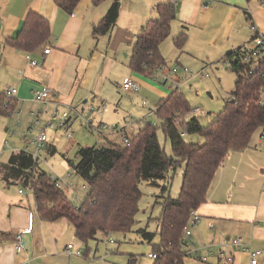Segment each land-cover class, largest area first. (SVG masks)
<instances>
[{
    "label": "crops",
    "instance_id": "obj_1",
    "mask_svg": "<svg viewBox=\"0 0 264 264\" xmlns=\"http://www.w3.org/2000/svg\"><path fill=\"white\" fill-rule=\"evenodd\" d=\"M166 1L178 6L173 23L176 29V23L179 24V34L186 30L187 24L202 29L201 26L210 24L216 13L227 15L229 26L213 44L223 61L228 52L251 42V24H256L264 32V0H210L208 4V0H120L116 24L111 31L97 37L94 26L105 16L114 0H102L98 4L93 0H80L72 13L61 8L56 0H0V92L4 93V107L7 109V113H0V165L8 163L11 155L21 152L26 145V134L14 131L15 117L18 123H21L20 117L27 124L35 118L48 120L54 109L73 108L93 120L92 127L101 123L108 128L104 121L115 124L116 117L111 115L120 114V109L114 105L113 110L109 108L99 114L96 106L107 100L113 104V83L120 89L122 82L123 91L127 93L131 90L124 88V80L137 81L140 90L134 92V96L156 111L161 100L173 89H178L175 86L181 83L177 74L179 70L194 76L193 70L188 66L185 70L186 66L177 61L179 69L171 77L175 82L168 86L169 81L160 84L154 75L148 77L129 67L138 33L151 17L156 16V5ZM30 11L49 20L51 36L37 49L26 52L7 41L18 34ZM47 45L51 46V51L45 54ZM27 55L38 64L32 65ZM164 71L168 76L171 73L170 69ZM161 74L165 76L164 72ZM44 87L51 88V98L36 101L34 90ZM13 88L17 92L10 94L8 91ZM132 126L131 129H135ZM119 127L122 128L120 132L129 136L127 125ZM260 131V140L256 139L254 144L251 140L247 148L227 155L207 200L195 210L200 220L187 239V242L191 240V245L186 242L183 250L187 253L188 249L199 248L203 254L210 249L213 253L206 264H226L217 254L220 248L234 255L233 264H251L246 250L242 247L235 249L227 243L236 235L262 251L257 264H264V126ZM49 147L54 148L53 145ZM20 183L16 178L5 179L4 172H0V264H128L129 257L122 258V262L106 261V256L101 259L98 248L101 239L95 242L96 249L88 247L89 243L83 247L85 242L75 235L74 226L66 218L46 221L39 214L37 218L34 215L33 228L28 230L29 214H34L33 208L37 211L36 202L34 194L28 195L17 187ZM167 188L168 183L166 191ZM170 196L164 197V204ZM160 227L161 217L156 232H160ZM22 230H26V245L22 252H17L16 236ZM141 232L150 233L144 228ZM110 242L115 240L112 238ZM70 243L73 244L71 252L68 249ZM76 249H82L89 256L77 255L74 253Z\"/></svg>",
    "mask_w": 264,
    "mask_h": 264
},
{
    "label": "trees",
    "instance_id": "obj_2",
    "mask_svg": "<svg viewBox=\"0 0 264 264\" xmlns=\"http://www.w3.org/2000/svg\"><path fill=\"white\" fill-rule=\"evenodd\" d=\"M80 0H56L68 13H72ZM98 4L102 0H93ZM178 6L166 1L156 5V16L151 17L138 33L133 46L129 67L133 72L152 77L166 65L161 44L169 35ZM120 12V0L113 4L94 26V35L111 31ZM51 36L49 20L36 11H30L18 34L9 39L17 49L29 52L37 49ZM186 31L175 37V44L183 48ZM238 74L232 97L222 110L207 124L202 125L197 116L185 123V131L201 140H187L181 134L175 120L191 110L185 95L179 89L158 104L156 114L161 119L166 138L171 142L172 154L162 145L158 129L150 121L143 122L131 134L128 146L110 141L103 146H81L76 162L70 161L75 172L86 182L88 193L80 205H75L67 191L57 186L56 179L40 168L31 153L21 150L11 155L8 163L0 165L4 178L19 179L33 190L37 212L42 220L55 221L66 218L75 228V235L85 244L98 234L130 232L142 195L141 182L157 184L169 181V173L180 161H185L183 181L178 197H169L161 213L159 240L153 244L157 254L153 264H185L186 251L182 238L191 213L208 197L216 174L227 155L250 145L255 130L264 126V59L255 65L242 59V47L228 52L224 58ZM4 93L0 92V113L4 107ZM185 122V121H184ZM183 122V123H184ZM49 151H55L53 147ZM167 184L162 189L166 191ZM152 243L155 235L142 233ZM89 252V249L87 253ZM84 253V257H88ZM128 264H137L131 257Z\"/></svg>",
    "mask_w": 264,
    "mask_h": 264
},
{
    "label": "rangeland",
    "instance_id": "obj_3",
    "mask_svg": "<svg viewBox=\"0 0 264 264\" xmlns=\"http://www.w3.org/2000/svg\"><path fill=\"white\" fill-rule=\"evenodd\" d=\"M228 20L225 13H216L211 18L210 24L202 25V29L194 28L187 24V28L184 30L187 32L188 38L183 48H179L175 44V37L179 35L181 28L179 24L176 23V26H178V29H176L174 26L175 23L172 21L170 33L160 46L161 52L166 59L164 69L174 68L175 65L179 64L177 63V61H179L182 65L188 66V68L196 73L194 76L188 75L187 73L185 74L184 70H179L177 73L181 79V83L175 86V88H178L185 95L191 107L189 112L179 116L180 119L185 121L178 125L180 131L185 129L184 125L186 121L192 116H197L202 125H207L215 115L224 108L227 100L232 97L231 92L235 87L238 74L230 68L227 61L221 60L222 55L220 56L217 53V49L213 45L214 42L219 39L220 35L226 32L229 26ZM207 73L210 76H206L205 74ZM175 74L176 73L169 74V82L167 81L168 86H171L170 82L173 83L174 80L171 77H174ZM154 76L158 83L160 82L161 84L163 82L164 78L160 70L156 71ZM120 83V89L118 88L119 85L113 83V87L115 88V90H112L114 99H112L111 102H113V104L110 105V101L107 100L105 101L106 103L99 104V107L103 108L104 106L103 112L109 110V108L113 110L112 108H114V105L115 108L120 109V114L117 113L111 116L116 117L113 121L115 124L117 123L119 126H128L129 136H131L133 130L143 125L145 121H150L156 126H159L158 134L160 141L166 153L171 155V142L165 136L161 119L156 114V111L152 110L153 107L150 104L144 103L143 100H138L137 97L134 96V91H127V93H125L122 88V82ZM162 86L165 85L162 84ZM99 107L96 106L97 109ZM196 109H198L199 112H195ZM60 110H68L74 116L72 138H69L64 132V129L60 127V121H55L54 127L47 128V135L49 136L48 144L40 151L41 157L38 164L40 168L48 172L49 175H53L56 178L59 177L61 186L68 192L70 199L75 205H80L88 193V188L84 187V185H87V182L75 172L74 167L70 166L71 164L69 162H76L78 160L77 151L81 146H103L109 144L110 141L123 146L125 134L119 131L122 130V128L115 124L112 125V123L107 120L104 122L108 124V128L103 127L98 129L97 126L92 127L91 124L87 123L86 119L89 120V118L82 114V111L81 114L86 119L76 118L75 115L77 111L73 108H62ZM18 118L21 123H18L17 117H15L16 122L13 125L14 131L20 132L21 134L24 133V135L26 134V136L30 138L37 136L44 128L47 121L42 118L39 123L37 122V118H35L31 122L28 123L27 121V124H24L26 121L23 120V118ZM94 120L97 121L95 116ZM32 125L33 128L30 130ZM132 125L135 126L133 130L131 129L133 127ZM262 127L263 126L255 130L252 136L253 144L256 139L260 140V138H262V136H260L262 131H260V128ZM183 136H185L187 140H201L195 135H189L188 133ZM49 144L54 146V152L49 151ZM30 149L34 151L36 148L34 145H30ZM184 168L185 161L178 162L175 168L171 169L169 173V181L161 180L157 184H151L143 180L141 182L142 195L138 202L135 222L130 232L126 234L115 233V235L111 234L108 237L99 233L96 239L89 241L88 247L96 249L97 243L95 242L101 239L98 248L101 255L106 256V261L113 262L115 260L122 262L121 259L124 257H134L137 259V264H153L154 259L149 258L148 253L153 252V244L159 240V233L156 232V229L158 228V221L163 211V199L169 194L171 197L176 195V197H178L182 186ZM167 183L168 188L164 193L161 187ZM17 187H20L28 195L33 194L32 188L23 183L17 184ZM33 212L37 218L38 213L36 209L33 208ZM193 227L194 225L191 224V231ZM142 228L149 230L150 233L155 235L152 243H149L143 238L141 232ZM110 238H113L115 242H110ZM187 243L191 245V240ZM83 247L86 248L87 244ZM184 262L185 264L207 263L206 261L197 259L195 255L191 256L189 254L184 257Z\"/></svg>",
    "mask_w": 264,
    "mask_h": 264
},
{
    "label": "built area",
    "instance_id": "obj_4",
    "mask_svg": "<svg viewBox=\"0 0 264 264\" xmlns=\"http://www.w3.org/2000/svg\"><path fill=\"white\" fill-rule=\"evenodd\" d=\"M210 2V0L207 1L206 4H208ZM250 29L252 32V38H251V43L246 44L244 46H242V59L245 62H250L252 63V68L250 69L249 73H252V71L254 70L255 65L254 64H258L259 61L261 59H264V32L262 30L259 29V27L256 24H251L250 25ZM51 51V46L47 45L44 48V53L48 54ZM27 58L30 60V63L32 65H37L38 62L37 60H32L30 55H27ZM179 69V65H175L174 68L170 69L171 73L177 72ZM159 70L161 71V73H165V76H163V82H167L169 80V76L166 74V72L164 71V67L159 68ZM185 70H188L187 67H185ZM192 72V71H191ZM206 76H209V74H205ZM180 85V83L177 84V86ZM123 86L125 89L127 90H131L134 92H137L140 90V84L131 79V78H126L124 80ZM10 94L16 93L17 89L13 88L10 91H8ZM52 96V90L50 87H44V88H40V89H35L34 90V98L36 101H46L49 98H51ZM104 106L103 108H98L97 111L99 112V114H101L103 112ZM95 108H92V111H94ZM195 112H199L198 109L195 110ZM76 118H84L86 119L84 116H82L80 113H77V115H75ZM60 121V127H62L64 129V132L66 133V135L69 138H72V125H73V120H74V116L68 111V110H60L59 108L54 109L51 114L49 119L46 121L44 128L39 132V134L35 137H27L25 136V147H24V151L31 153L32 156L34 157V159L39 160L41 157L40 151L42 150L43 147L46 146L47 142H48V135H47V128H51L55 126V121ZM87 123L91 124L93 122V120L89 119L87 120ZM37 122L40 123V120L37 119ZM184 122L183 119H177L175 120V123L177 125H180ZM106 125L104 124V126H101V123H99L97 125L98 129H101V127H105ZM33 128V125L30 127V130ZM182 135L187 134L185 129L181 131ZM264 140V139H263ZM131 142V137L125 135L124 139H123V146H128ZM30 145H34L35 146V150L31 151L30 149ZM54 179H56V184L59 187L61 186V182H60V178H56L53 177ZM85 188H87V185H84ZM200 220V216L197 214V212L194 210L191 213V218L190 221L188 223V225L186 226L185 229V235L182 238V248L183 245L186 244L187 239L191 236V224L195 225L199 222ZM34 225V214L32 212H30L29 214V224L27 229L31 230L33 228ZM26 230H22L20 231L17 236H16V251L17 252H22L25 249V245H26V241L24 238V233ZM112 239L110 238V241ZM228 244H231L235 247V249H240L241 247L246 250L249 253V257H250V263L251 264H257L258 260H259V256L262 253V251L260 249H255L251 246V243L246 240L244 237L240 236V235H236L233 237H230L228 239ZM68 249L71 252L73 249V244L70 243L68 245ZM77 255L80 256H84V251H82V249H76L75 252ZM213 252L208 249L207 252L201 254L199 252V248H192V249H188L186 254L189 255H195V257L199 260H203V261H208L209 256L212 254ZM217 254L219 256L220 259L224 260L226 264H233L234 261V255L225 250V249H218L217 250ZM150 258H156L157 254L154 252L149 253L148 255ZM105 255H101V259H104Z\"/></svg>",
    "mask_w": 264,
    "mask_h": 264
}]
</instances>
